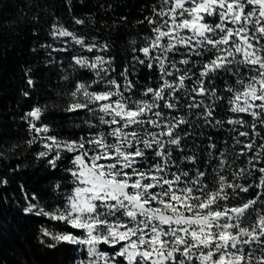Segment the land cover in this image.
Listing matches in <instances>:
<instances>
[{
    "label": "snow or ice",
    "instance_id": "1",
    "mask_svg": "<svg viewBox=\"0 0 264 264\" xmlns=\"http://www.w3.org/2000/svg\"><path fill=\"white\" fill-rule=\"evenodd\" d=\"M144 20L119 70L107 42L52 25L64 46L42 47L81 50L62 79L91 74L64 109L86 118L65 138L44 107L22 117L37 159L55 169L67 154L71 177L51 208L33 194L24 212L67 225L41 235L78 264H264V0H157Z\"/></svg>",
    "mask_w": 264,
    "mask_h": 264
},
{
    "label": "trees",
    "instance_id": "2",
    "mask_svg": "<svg viewBox=\"0 0 264 264\" xmlns=\"http://www.w3.org/2000/svg\"><path fill=\"white\" fill-rule=\"evenodd\" d=\"M156 3L157 0H0V264H78L81 258L75 246L61 243L49 248L47 244L52 241L41 235L42 227L71 230L67 225L24 212L33 194L51 208L58 202L55 185L59 183L63 190L71 177L64 171L70 167L67 154L55 169L46 159H37L36 154L43 149L39 143L28 145L31 137L22 117L35 106L44 107L43 122L65 138L79 135L83 129L74 125L86 118L85 113L70 116L64 109L75 81L81 77L90 79L91 74L79 70L68 81L62 79L70 70L62 71L59 61L68 69L72 56L81 50L74 44L69 45L68 52H51L42 47L64 46L49 35L52 25L61 24L86 37L89 43L93 38L97 43L107 42L108 55L115 57L119 70L131 58V41L142 44L141 38L149 34L144 18L152 14ZM74 17L85 23L75 24ZM142 20L144 23H139ZM139 75L144 85L155 73L142 68ZM29 78L34 81L32 86Z\"/></svg>",
    "mask_w": 264,
    "mask_h": 264
}]
</instances>
